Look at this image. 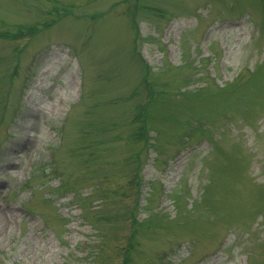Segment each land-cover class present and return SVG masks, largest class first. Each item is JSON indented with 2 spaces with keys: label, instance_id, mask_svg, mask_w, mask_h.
Here are the masks:
<instances>
[{
  "label": "rangeland",
  "instance_id": "374dc122",
  "mask_svg": "<svg viewBox=\"0 0 264 264\" xmlns=\"http://www.w3.org/2000/svg\"><path fill=\"white\" fill-rule=\"evenodd\" d=\"M0 264H264V0H0Z\"/></svg>",
  "mask_w": 264,
  "mask_h": 264
},
{
  "label": "trees",
  "instance_id": "16d2710c",
  "mask_svg": "<svg viewBox=\"0 0 264 264\" xmlns=\"http://www.w3.org/2000/svg\"><path fill=\"white\" fill-rule=\"evenodd\" d=\"M146 110H143V117L146 115V112H145ZM137 133L138 134H140V137H142L145 141H147L146 140V137H145V135H146V127H145V125H143L142 127H138V129H137ZM142 135H144V136H142Z\"/></svg>",
  "mask_w": 264,
  "mask_h": 264
}]
</instances>
